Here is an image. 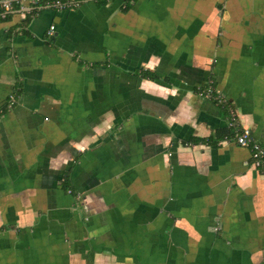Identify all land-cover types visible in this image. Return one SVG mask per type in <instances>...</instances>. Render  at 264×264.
Returning a JSON list of instances; mask_svg holds the SVG:
<instances>
[{"label": "crops", "instance_id": "1", "mask_svg": "<svg viewBox=\"0 0 264 264\" xmlns=\"http://www.w3.org/2000/svg\"><path fill=\"white\" fill-rule=\"evenodd\" d=\"M48 1L0 17V264H264V170L201 91L264 147V0Z\"/></svg>", "mask_w": 264, "mask_h": 264}, {"label": "built area", "instance_id": "2", "mask_svg": "<svg viewBox=\"0 0 264 264\" xmlns=\"http://www.w3.org/2000/svg\"><path fill=\"white\" fill-rule=\"evenodd\" d=\"M30 1L35 4H39L41 2V0ZM91 1L98 0H49L45 6H52L59 10H71L83 3ZM22 2L23 0H0V17L6 19L8 15L13 13L15 6L20 5ZM55 30L56 27L52 26L48 32V36H53ZM11 99H13V96L11 97ZM15 104L16 103L13 99V101L11 102V106L13 107L15 106ZM234 125L239 127V119L236 115L229 119V127H233ZM234 137L235 143L239 147L251 150L253 165L258 169H264V147L255 140L252 131L249 128H239ZM69 193L71 194L72 191H70Z\"/></svg>", "mask_w": 264, "mask_h": 264}, {"label": "trees", "instance_id": "3", "mask_svg": "<svg viewBox=\"0 0 264 264\" xmlns=\"http://www.w3.org/2000/svg\"><path fill=\"white\" fill-rule=\"evenodd\" d=\"M99 1V0H98ZM131 0H126V4H125V9L127 10L129 8L128 4H130ZM38 10H33L30 14L27 15L26 19L23 21L22 25L23 28L21 29L20 33L22 36H28L29 35V31L27 30L28 25L31 23L32 19L35 17V13H37ZM11 15H8L6 17V19L4 20H10ZM140 76L143 79H147V80H151V81H156L158 80V76L156 75V72L154 71H149V70H142L140 73ZM216 89H217V83L216 81H212L209 84H207L201 91L204 92V94H208L210 96V98L216 103L218 104L226 113V116L230 119L234 116V108L232 107V105L226 101L223 100L222 98L218 97L216 95ZM23 90L21 89V86H18V88H16L15 93L13 94V99L15 101V103L17 104V100L19 99V97H21ZM13 99H10L5 105L0 107V118H2L3 116H5L6 114H8L13 108L11 106V102L13 101ZM15 104V105H16ZM239 130V127L234 125L233 127H230L229 130V134L231 133L235 135V133ZM230 137V136H229ZM218 141L215 140V137H210L208 139H192L189 144H208V145H214L217 144ZM264 170V169H262ZM63 188L65 191H73L72 187H71V182H70V175L68 173H66L65 177H64V181H63Z\"/></svg>", "mask_w": 264, "mask_h": 264}, {"label": "flooded vegetation", "instance_id": "4", "mask_svg": "<svg viewBox=\"0 0 264 264\" xmlns=\"http://www.w3.org/2000/svg\"><path fill=\"white\" fill-rule=\"evenodd\" d=\"M70 192V191H69ZM70 194V193H69ZM71 194H73V191H72V193Z\"/></svg>", "mask_w": 264, "mask_h": 264}]
</instances>
